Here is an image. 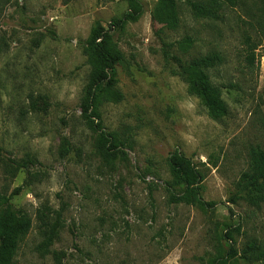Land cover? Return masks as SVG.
<instances>
[{"label": "rangeland", "instance_id": "1", "mask_svg": "<svg viewBox=\"0 0 264 264\" xmlns=\"http://www.w3.org/2000/svg\"><path fill=\"white\" fill-rule=\"evenodd\" d=\"M140 2L136 21L110 27L129 11L127 0H0V192L23 185L11 203L31 219L12 264H208L231 245L264 240V202L229 200L249 150L264 151V0L223 5L218 19L194 16L186 0ZM95 23L123 53V100L100 111L104 128L131 145L125 161H104L98 133L81 117L90 74L82 46ZM208 52L223 57L208 69L229 110L219 120L172 72L174 57ZM62 136L71 145L64 158ZM173 149L205 173L201 194L213 209L169 202ZM28 157V169L6 171ZM57 220L58 237L43 253L39 244ZM238 224L232 242L222 237Z\"/></svg>", "mask_w": 264, "mask_h": 264}, {"label": "trees", "instance_id": "2", "mask_svg": "<svg viewBox=\"0 0 264 264\" xmlns=\"http://www.w3.org/2000/svg\"><path fill=\"white\" fill-rule=\"evenodd\" d=\"M71 0H63L67 3ZM173 1V0H163ZM192 14L200 18L218 19L219 10L223 5L234 6L237 0H186ZM129 11L125 12L122 19L112 21L110 27H122L127 22L136 21L142 13L140 0H127ZM260 34L264 37V18L259 23ZM191 39L186 38L182 48H189ZM255 49V48H254ZM82 53L86 63L90 67L88 81L83 89L80 109L84 124L93 132H97L96 149L100 157L108 162L116 157L122 161L127 158L124 148H131L127 139H123L116 131H108L101 121V107L107 103H118L123 100L121 91L117 88V65L123 61V53L117 43L112 39L109 29L101 23H95L85 39ZM254 51L250 55L253 59ZM177 63L173 74L180 77L187 86V92L196 96L205 108L206 114L213 120L225 117L229 110L222 98L221 90L215 86L209 77L208 69L223 63V57L218 52H208L191 59L174 57ZM43 105L46 102L43 101ZM32 108L39 107L35 100L31 101ZM59 153L65 157L70 152V141L62 136ZM2 147L0 146V158ZM31 158L22 160H10L6 163V171L14 177L21 169H28L34 165ZM167 166L170 173V181L166 182L168 200L172 204H185L198 207L201 210H210L215 207V202H207L201 194L202 182L205 173L177 149L167 157ZM236 191L229 200L236 203L243 200L246 204L258 208L264 202V151L256 146L249 150L248 169L241 173L236 182ZM23 185L13 189L10 194L0 192V264H12L19 244L23 241L31 228L30 217L22 210L16 209L11 203L13 196L17 195ZM61 224L57 220L48 233L44 234L39 244V250L49 252V247L58 237ZM240 232V225L229 227L222 235L228 241H233V233ZM264 264V240L250 238L243 243L240 249L233 245L222 254L209 260L208 264Z\"/></svg>", "mask_w": 264, "mask_h": 264}]
</instances>
